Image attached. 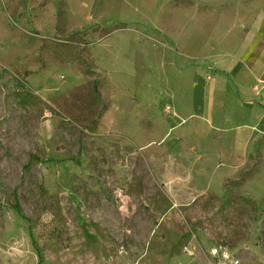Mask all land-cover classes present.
Listing matches in <instances>:
<instances>
[{"label": "rangeland", "instance_id": "1", "mask_svg": "<svg viewBox=\"0 0 264 264\" xmlns=\"http://www.w3.org/2000/svg\"><path fill=\"white\" fill-rule=\"evenodd\" d=\"M256 5L0 0V264H264V205L230 189L193 197V161L175 156L196 143L180 139L164 93L105 77L115 61L100 47L112 36L159 55L177 20L206 17L220 37ZM23 91L46 93L31 105Z\"/></svg>", "mask_w": 264, "mask_h": 264}, {"label": "crops", "instance_id": "2", "mask_svg": "<svg viewBox=\"0 0 264 264\" xmlns=\"http://www.w3.org/2000/svg\"><path fill=\"white\" fill-rule=\"evenodd\" d=\"M192 7L191 14L200 11ZM248 13L252 16L242 28L220 37L213 36L206 17L177 20L175 46L167 45L159 55H152L149 43L112 36L100 47L115 61H102L105 77L123 79L117 84L142 95L160 91L173 105L180 139L196 143L175 156L193 161V197H224L230 189L231 196L264 205V92L255 90L264 79V5ZM186 30L189 39H179ZM22 93L28 104L37 105L46 92ZM255 182L259 189L252 188Z\"/></svg>", "mask_w": 264, "mask_h": 264}, {"label": "built area", "instance_id": "3", "mask_svg": "<svg viewBox=\"0 0 264 264\" xmlns=\"http://www.w3.org/2000/svg\"><path fill=\"white\" fill-rule=\"evenodd\" d=\"M260 89H262L263 92H264V79H259L257 81L256 85H255V90H256L257 93L260 92ZM163 109H164V112L166 114H174L175 115V109H174L173 105H171L169 103H166L164 105V108ZM219 250L220 249L216 247L215 248V254H218L219 253ZM222 256H223V258H228L229 257V255L226 252H223L222 253ZM233 262H234V264H238L239 263V260H234Z\"/></svg>", "mask_w": 264, "mask_h": 264}]
</instances>
